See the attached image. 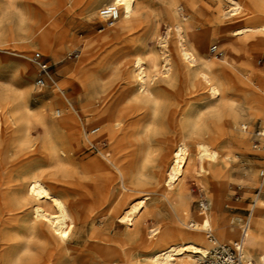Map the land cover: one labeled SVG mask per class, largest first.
<instances>
[{
  "label": "bare ground",
  "instance_id": "1",
  "mask_svg": "<svg viewBox=\"0 0 264 264\" xmlns=\"http://www.w3.org/2000/svg\"><path fill=\"white\" fill-rule=\"evenodd\" d=\"M186 3L195 13L206 9V6L198 5L197 0H186ZM109 4L119 8V27L114 37L120 39L132 28L136 0H110ZM237 6L232 9V15L238 12ZM260 9L264 14V6H260ZM168 14L174 35L171 52L165 49L167 39L160 38L161 55L146 52L144 57H136L131 66V81L119 76L115 79L97 76L85 67L84 58L76 65L60 67L59 72L70 74L71 81L67 82L69 86L74 81L82 85L87 100L79 112L63 95L62 86L50 76L55 100L66 106L65 115L53 128L67 129L71 143L79 141L87 149L92 147L98 150L105 141L109 145L107 151L99 149L100 156L84 168L85 182L70 179L69 191L74 195L70 201L64 202L59 197L57 180L53 178V171H50L69 165L72 161L56 143L45 141L14 160L7 157L8 141L12 135L18 146L30 140L29 128L36 115L28 105L29 91L24 89L15 93L12 102L0 101V264H61L64 261L69 264H91L95 260L94 256L103 251L111 256L112 246L93 232L86 235L81 249L71 247L75 229L80 228L87 233L89 226L94 227L98 221L107 225L115 220L118 224L132 226L136 215L144 209L149 195L162 194L175 209V217L181 222L188 201L182 190L174 189L189 166L191 171L200 174L204 170L202 164L205 160L215 162L219 153L204 141H193L189 148L184 136L171 124L172 115H166L167 129L157 126L162 117L161 101L151 83L159 75L163 76L161 80L164 82L173 80L175 73L172 75L170 71L173 67L171 55H174L177 76L182 77L190 93L207 95L210 100L219 98L217 101L225 102L226 92L230 88L224 74L232 67L230 53L236 50V45L230 43L231 38L224 26L212 28L213 32L223 36L225 43L228 42L229 54L221 64L211 62L205 57V48L194 23L179 20L177 15L187 20L183 8L177 7V10L172 9ZM104 28L107 29L105 25ZM257 30L262 33L259 44L263 46L264 26ZM21 31L22 36L18 40L21 57L27 58V53L36 44L46 47L53 57L57 56L59 51L55 48V42L63 41L64 32L52 18L39 24L33 19L22 17ZM254 95L250 109L263 123L264 96L255 91ZM137 106L149 109L150 113L145 120L131 124L132 108ZM227 108L229 114L225 122L216 129L218 136L213 139L216 143L223 144L226 131H232L240 119V111L229 106ZM57 115L60 117L59 112ZM260 129L264 132V127ZM127 137L136 147L135 150H127ZM262 138L264 148V135ZM222 156L225 157L224 154ZM197 159L200 161L198 166ZM20 163L27 166L19 168ZM222 171L229 175L226 167ZM260 174L264 177V171ZM259 188L264 191V181ZM223 202V190L214 192L212 204L215 216H209L207 202L200 201V217L191 220L188 226L196 232L194 239H189L182 232L173 234L167 230H163L155 242L142 238L139 245L142 251L150 253L149 264H176L177 261L180 264H193L189 259L195 255V263L198 264L200 257L209 251L200 246L206 244L207 236L203 233L210 234L214 224L219 240L213 235L208 237L212 249L216 245L232 242L234 232L219 214ZM254 202L256 204L250 208L251 216L248 218L249 230L242 242L249 260L252 259L247 256L245 247L264 252L261 204L258 197H255ZM259 263L264 264V256L259 258Z\"/></svg>",
  "mask_w": 264,
  "mask_h": 264
},
{
  "label": "rangeland",
  "instance_id": "2",
  "mask_svg": "<svg viewBox=\"0 0 264 264\" xmlns=\"http://www.w3.org/2000/svg\"><path fill=\"white\" fill-rule=\"evenodd\" d=\"M109 2L110 0H0V101L12 102L15 93L27 89L28 105L36 115L29 128V142L18 146L12 135L8 141L10 145L6 150L7 157L14 160L45 141L56 143L57 147L64 149L66 157L72 160L69 165L60 169H50L53 171V178L57 180L56 191L64 202L73 199L74 195L69 191L68 182L70 179L85 182L84 168L90 166L100 156L99 149L107 151L109 145L105 141L98 150L92 147L87 149L79 141L71 143L67 129L53 128L65 115L66 106L55 100L52 80H49L43 89L36 87L35 81L39 71L31 62L32 55L39 52L49 62L50 76L62 86L63 95L69 98L70 104L79 112L87 100L82 85L74 81L69 86L67 82L71 81L70 74H63L59 70L63 66L76 65L84 58L85 67L97 76H108L112 79L119 76L131 81V66L136 57L142 58L146 52L161 55L160 38L167 39L165 49L171 52L174 35L171 32L168 13L172 9L182 7L187 20L177 16L183 23H194L205 48V57L209 61L221 64L229 54L228 42L225 43L223 36L213 32L212 28L224 26L228 37L231 38L230 43L236 45V50L230 53L232 67L224 74L230 90L226 92L225 102L217 101L219 98L210 100L207 95L198 96L190 93L182 77L177 76L175 56L171 55L173 67L170 74L175 73L173 80L164 82L161 80L163 76L159 75L151 83L153 91L161 101L162 117L157 126L161 127L160 129H167L166 115H172L171 124L184 136L189 148L192 147L193 141L208 142L210 147L219 153V157L215 162L206 159L202 164L204 170L200 174L191 171L190 166L185 170L181 181L174 189L182 190L188 201L181 222L175 217V209L162 194L149 195L144 209L136 215L132 226L118 224L116 220L107 225H102L98 221L94 227L89 226L87 233L76 228L70 245L81 249L86 235L89 236L93 232L108 241L107 244L112 246L113 252L111 256L104 251L95 255V260L91 264H149L150 253L141 250L140 240L143 238L148 242H155L163 230L173 234L182 232L189 239H194L196 232L188 226L191 220L200 217L198 215L202 211L200 201H206L208 215L215 216L212 197L214 192L220 190L224 192V202L219 214L234 232L232 242L223 245H231L239 240V220L251 216L250 208L256 204L255 197L259 198L264 222V191L259 188L264 181L260 174L264 171V148L263 138L257 136L260 127H264V122L262 123L260 117L250 109L255 96L254 91L264 96V45L259 44L262 33L257 30L258 27L264 26V14L260 9V6H264V0H197L198 5L206 6L201 13L192 11L186 0H136L132 28L123 34L122 39L114 37L115 30L119 27L118 21L112 28L105 29L99 17L100 9L109 6ZM236 4L239 10L232 15L231 11ZM165 9H168V13ZM22 17L33 19L39 24L49 18L55 21L64 32L63 41L55 42V48L59 51L56 57L40 44H36L27 53V58L19 55L18 40L22 36ZM215 47L222 52V56H217L212 51ZM22 79L24 82L20 83ZM227 106L240 111V119L232 131H226L224 143L220 144L213 139L218 136L216 129L225 122L229 114ZM132 112L131 124L145 120L150 113L149 109L145 107L140 109L138 106L133 107ZM244 126L248 128L246 132L243 131ZM13 128L15 129V126ZM125 146L129 151L136 149L128 137ZM196 161L198 166L200 161L198 159ZM24 166L27 164H19V168ZM225 167L229 175L223 173ZM44 182L47 183L48 180ZM203 234L207 236L206 244L200 246L204 250H211L212 242H208V237L213 235L219 240L215 224L210 234ZM245 251L256 264H260L259 258L264 256V252H256L249 247H245ZM189 260L194 264L196 255ZM61 264L69 263L64 261ZM176 264L180 262L177 261Z\"/></svg>",
  "mask_w": 264,
  "mask_h": 264
},
{
  "label": "built area",
  "instance_id": "3",
  "mask_svg": "<svg viewBox=\"0 0 264 264\" xmlns=\"http://www.w3.org/2000/svg\"><path fill=\"white\" fill-rule=\"evenodd\" d=\"M119 15V8L115 5L105 6L99 11V17L107 28L113 27L117 23ZM212 51L216 53L217 56H222V52H219L217 47L213 48ZM31 62L39 71L35 85L37 88L43 89L46 87L48 81L51 80L49 62L39 52L32 55ZM247 129V126H245L243 131L246 132ZM263 133L264 132L259 129L257 136L263 137ZM248 221V218L239 220L241 239H239L234 245H216L215 248L209 250L205 255L200 257L198 264H256L253 260H249L246 257L242 244L243 239L246 237L247 231L249 230Z\"/></svg>",
  "mask_w": 264,
  "mask_h": 264
}]
</instances>
